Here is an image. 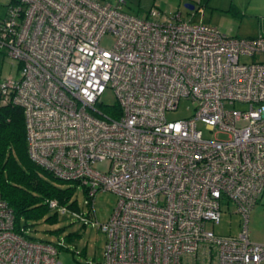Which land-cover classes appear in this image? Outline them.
Listing matches in <instances>:
<instances>
[{
	"label": "built area",
	"instance_id": "2783aa9c",
	"mask_svg": "<svg viewBox=\"0 0 264 264\" xmlns=\"http://www.w3.org/2000/svg\"><path fill=\"white\" fill-rule=\"evenodd\" d=\"M125 3L7 0L0 53L18 77L0 78V105L22 109L29 158L82 185L93 213L98 192L117 196L93 222L103 259L87 264L264 263L247 229L264 193V35L228 36L157 7L141 18ZM108 88L115 105L102 100ZM182 101L191 113L169 120ZM222 202L241 216L236 236L208 228ZM57 255L14 229L0 196V264H60Z\"/></svg>",
	"mask_w": 264,
	"mask_h": 264
},
{
	"label": "rangeland",
	"instance_id": "374dc122",
	"mask_svg": "<svg viewBox=\"0 0 264 264\" xmlns=\"http://www.w3.org/2000/svg\"><path fill=\"white\" fill-rule=\"evenodd\" d=\"M109 1L114 2L115 0ZM164 1L172 7L168 8ZM199 1L189 0L195 6L190 9L185 6L183 0H162V2L159 0H126L123 11L142 18L151 7L166 10L170 15L179 10L182 19L212 24L228 36L250 38L264 35V0H201V5ZM6 2L7 0H0V16L5 14ZM113 42V34L107 33L101 38L100 44L102 47L110 48ZM6 76L18 77L17 65L0 54V78ZM102 100L105 104L115 105L116 97L113 90L106 89ZM187 106L191 105L182 101L177 111L168 113L167 118L173 120L188 116L191 110L187 109ZM95 166L106 168L107 162L96 163ZM67 186L73 188V193L68 202L64 204L66 213L62 214L60 211L49 209L46 216L39 220L29 221L26 233L38 240L56 244L58 247L57 260L60 264L101 262L106 236L93 222L107 220L116 204L117 196L110 191L98 192L93 202L94 216L90 204H86L83 186L74 182L61 185L62 188ZM220 208L219 222L208 223V228L218 235H238L242 230V220L241 216L234 212L235 206L222 202ZM75 212L82 213L87 222L84 223L75 215ZM54 214L55 219L47 220V217ZM247 229L252 242H264V193L258 197L250 211Z\"/></svg>",
	"mask_w": 264,
	"mask_h": 264
},
{
	"label": "trees",
	"instance_id": "16d2710c",
	"mask_svg": "<svg viewBox=\"0 0 264 264\" xmlns=\"http://www.w3.org/2000/svg\"><path fill=\"white\" fill-rule=\"evenodd\" d=\"M66 183L69 182L59 180L29 158L22 109L0 105V196L14 213V229L36 239L26 233L29 221L46 216L50 199L62 205L68 202L73 188H62ZM53 219L55 214L47 217L49 221Z\"/></svg>",
	"mask_w": 264,
	"mask_h": 264
},
{
	"label": "crops",
	"instance_id": "0c3cea01",
	"mask_svg": "<svg viewBox=\"0 0 264 264\" xmlns=\"http://www.w3.org/2000/svg\"><path fill=\"white\" fill-rule=\"evenodd\" d=\"M160 2H162V0H159ZM201 1V0H200ZM199 1V3H200V5H201V2ZM183 2H185V3H192V2H189V0H183ZM164 3L168 6V8H171L172 6H169L168 5V3L166 2V1H164ZM198 3V2H197ZM193 8H195V6L193 5ZM192 8V9H193ZM162 9V8H161ZM164 12H166V10H164ZM200 12H201V10H200ZM167 14H168V12H166ZM177 13H179L180 14V16H181V11H179L178 10V12Z\"/></svg>",
	"mask_w": 264,
	"mask_h": 264
},
{
	"label": "water",
	"instance_id": "95a60500",
	"mask_svg": "<svg viewBox=\"0 0 264 264\" xmlns=\"http://www.w3.org/2000/svg\"><path fill=\"white\" fill-rule=\"evenodd\" d=\"M185 6L188 7V8H190V9L193 8V4H191V3H185Z\"/></svg>",
	"mask_w": 264,
	"mask_h": 264
}]
</instances>
